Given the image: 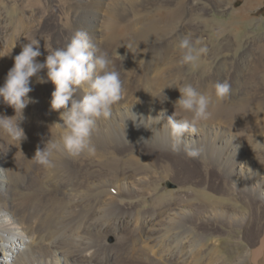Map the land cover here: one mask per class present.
<instances>
[{
  "label": "bare ground",
  "instance_id": "1",
  "mask_svg": "<svg viewBox=\"0 0 264 264\" xmlns=\"http://www.w3.org/2000/svg\"><path fill=\"white\" fill-rule=\"evenodd\" d=\"M88 1H67L75 16H59L65 23L57 33L65 46L81 28L99 32L101 42L95 43L109 53L120 73L123 99L110 118L97 122L93 155L70 158L58 153L55 166L45 168L32 159L51 136L59 139L63 130L56 124H63V110H51L55 86L32 78L29 97L36 102L26 107L19 122L27 140L19 146L0 134V144L6 146L0 148V264H195L202 258L199 253L194 256L198 242L194 240V245L188 236L199 226L249 225L255 213L264 209V120L259 116L264 105L248 90L250 84L245 87L241 82L244 89L239 82L247 74L252 76V53L239 58L240 69L232 68L217 80L202 74L195 78L178 64L180 39L190 35L195 40L198 32L197 27L189 32L192 20L209 16L207 2L217 8L226 7L228 0H166L169 8L180 13L170 32L169 21L155 23L158 16L151 18L140 0H104L105 9L92 12L85 10ZM256 3L246 0L245 8L236 10L237 18L246 19L245 10ZM188 17L189 23L178 30ZM20 23L26 27L25 19ZM20 26L0 29V79L28 42L29 29ZM226 30L219 31L218 37ZM47 55L38 61L44 62ZM41 75L46 77V71ZM246 80L248 84L250 78ZM218 81L230 83L229 95L222 101L213 98L212 117L197 134L186 136L202 149L201 157L173 153L167 119L181 94L168 87L190 83L212 95ZM163 94L168 100L161 103ZM177 114V119L185 115L179 110ZM160 115V120L147 121ZM215 173L222 187H212ZM180 179L184 182H178L175 191L161 188L163 182ZM148 197L153 198L151 204ZM239 197L248 212H237ZM110 239L115 243L109 244Z\"/></svg>",
  "mask_w": 264,
  "mask_h": 264
},
{
  "label": "clouds",
  "instance_id": "2",
  "mask_svg": "<svg viewBox=\"0 0 264 264\" xmlns=\"http://www.w3.org/2000/svg\"><path fill=\"white\" fill-rule=\"evenodd\" d=\"M126 47H131L127 45ZM21 52L15 56L14 65L8 71L4 83L0 86V102L14 109L15 115L8 117L0 115V134L8 140L20 144L27 140L19 122L24 120V110L30 103L29 93L33 90L32 78L44 84L51 82L55 86L52 93L51 110L61 112L63 124L59 139L50 140L43 149L36 150L32 160L37 165L49 168L55 166L54 157L60 153L70 158L91 156L96 149L92 143V134L100 119L111 117L116 106L124 95L120 73L114 68L109 53L99 47L93 38L84 30L76 31L64 47L48 51L44 62H39L42 55L40 40L32 39L21 45ZM180 58L178 64L185 67L189 73L196 71L202 58L207 54L206 46H201L199 40H193L190 35L183 36L179 43ZM46 71V77L41 75ZM176 87L180 98L173 104L175 112L167 119V127L172 139L171 151L175 154L183 152L185 157L198 159L202 149L195 141H188L186 136H194L200 130V125L208 121L213 113V98L224 100L230 93L228 81L216 82L214 92L209 95L198 91L190 83ZM161 103L168 100V97ZM178 110L184 117L178 118ZM161 114L164 115L162 112ZM163 116L149 120H160ZM14 145L15 144H7ZM6 147L0 144V148Z\"/></svg>",
  "mask_w": 264,
  "mask_h": 264
},
{
  "label": "rangeland",
  "instance_id": "3",
  "mask_svg": "<svg viewBox=\"0 0 264 264\" xmlns=\"http://www.w3.org/2000/svg\"><path fill=\"white\" fill-rule=\"evenodd\" d=\"M67 1L68 0H0V29L1 28L4 29L7 27L9 28L12 27L14 29H17V25L19 26L21 25L20 27L23 26L20 22L23 23L25 19L26 27L29 30L25 26L19 28L25 31L28 30L27 31L29 32L27 36L28 41L32 39L40 40V48L42 54L47 52V50L51 51L58 47H64L63 40H61V36L57 32H59L60 26L63 25L65 22H62L61 20L63 18H59V16H63V13H68L70 16H75V10L71 11L69 9V5ZM203 1L206 2V0ZM228 1L230 3L226 7H217V8L213 6L211 3L207 2L206 5L209 4V7L207 6L209 16L201 21L196 20L195 22H193L192 20V23L189 26L188 30L189 32L192 33L193 31H196L194 29H196L197 27L198 32L197 35L195 36V40H199L201 46H206L208 52L202 58L203 63L201 61L200 67L194 72L191 73L188 72V74L194 76L195 78H200L201 74L203 76L205 75L206 77L215 76L216 78L215 77L213 78L217 80L218 76L225 77L226 76L225 73L232 68L234 70L240 69L238 68L239 58L242 55L251 52L253 56L252 58L255 61L253 65L254 68L252 69L254 72L253 71L252 73L250 72L252 76L250 74H247V77L250 78V80H248L249 81L248 84H245V82L247 83L246 79H248L246 77H245L246 79L241 78L242 81L241 79L240 81L239 80L237 81H239L240 83L243 82V84L246 85L245 87H248L250 84L248 90L250 88L252 94L254 92L253 95L256 96L255 98H258L260 100L262 99L264 105V0H257L259 3H256V5L255 4L253 5V7L251 6L250 8H248V10H245V14L247 15V18L244 20H242L241 17L237 18L236 10L240 11L243 8H245L246 0H228ZM140 2L141 4L143 3L145 5V8L143 9H145L146 11L148 10L147 12L151 18L158 16L155 17V23H159L158 21H160V23L169 21L170 28L168 32L172 31L174 27L177 26L176 24L180 16V13L179 11H175L173 8H169L168 2H166V0H155V2L154 0H144V1L140 0ZM205 2H203V5H205ZM86 5H88L89 7L88 9L85 10L90 12L100 11L105 9L104 0H95V6H93V0H90ZM210 8L212 11L210 10ZM25 14L29 15V17L27 18H29L30 21L33 20L36 23H34L33 21L28 22L26 17L23 18ZM21 18H23L22 21H20ZM41 21L42 23H39ZM189 21H190V17H188L187 19H182L181 24L177 27L178 30H183L184 27L189 23ZM28 24L30 25L28 26ZM33 26L35 27V29ZM38 26L40 27L41 30L40 29L38 30ZM36 28L38 31L36 30ZM81 29L86 30V32H88V34H90L91 37L94 39V42L98 44L101 42V39L99 38L100 35H98L99 32L94 33L89 28L86 29L81 28ZM224 30H226L227 32L224 33L222 36L218 37L219 31H224ZM20 34L21 33H19V35ZM95 34H97V36ZM19 44L20 42H18L17 40L16 45L19 46ZM5 77L6 76L0 79V86L3 85ZM241 85H239L240 88ZM244 85H242V87L245 89ZM2 103L3 102H0V115L6 114L8 117L13 116V113L10 114V111L13 108L5 105L4 103L2 105ZM12 111L14 112V109ZM259 116L261 119L263 118L264 120V108L259 113ZM2 137L4 138L5 135L1 136V138ZM261 155H264V153L261 152ZM262 157L264 158V156ZM260 172H262V170H260ZM212 178H213L212 184L215 183L214 186L212 187H217V188L222 187L223 183H221L222 180L219 178L218 174L216 173L213 174ZM178 182L182 184L184 180L180 179L179 181L163 182L161 188L175 191L180 188V185L177 184ZM217 196L220 199H223V197H221L220 195ZM147 201L149 204H151L153 202V198L148 197ZM239 201L240 204L238 205L237 212L238 213L248 212V208L246 207V205L241 203L242 200L240 197H239ZM259 213L260 214L255 213V216L250 221L249 225L244 226L243 224H241L239 226H231V227L229 225H224V226L220 225L217 227H209L205 225L206 227L202 229L204 227L203 225V226H199L200 229L199 228H197V230L195 229L196 231L192 232L190 236H188L189 237L188 240H193L191 242H194L193 243L194 245H195V241L198 242L199 246L198 245L196 247L194 246L195 250L196 248L200 249L201 247L202 250L198 252L199 249H197V251L194 253V256L199 253L198 254L200 255L199 259L202 258V260L199 261L200 264L201 261L205 264H209V262L210 264H214V263L215 264L216 263L217 264H264L263 207ZM136 225L137 227L142 226L139 225V223H136ZM139 230L142 232V228H139ZM202 237H204L205 240ZM199 239L200 240L202 239L201 240L202 244L200 243ZM108 243L114 244L115 243L114 239H110ZM215 247L216 249H218L217 253H216V249H213ZM212 249L214 250V252L212 251ZM205 251L206 254L203 255ZM194 258L195 257H193L192 260H190L192 261V263L194 261ZM199 262H197L196 260L194 261L195 264H199Z\"/></svg>",
  "mask_w": 264,
  "mask_h": 264
}]
</instances>
